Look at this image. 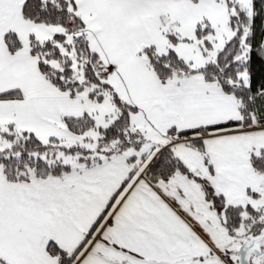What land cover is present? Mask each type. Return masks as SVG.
<instances>
[{
  "label": "snow or ice",
  "instance_id": "6c2138e0",
  "mask_svg": "<svg viewBox=\"0 0 264 264\" xmlns=\"http://www.w3.org/2000/svg\"><path fill=\"white\" fill-rule=\"evenodd\" d=\"M0 264H264V0H0Z\"/></svg>",
  "mask_w": 264,
  "mask_h": 264
}]
</instances>
